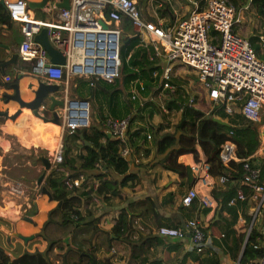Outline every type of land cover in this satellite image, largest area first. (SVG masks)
<instances>
[{
	"label": "crops",
	"instance_id": "1",
	"mask_svg": "<svg viewBox=\"0 0 264 264\" xmlns=\"http://www.w3.org/2000/svg\"><path fill=\"white\" fill-rule=\"evenodd\" d=\"M25 1L28 2L29 0ZM58 1L59 0H46L45 3L38 6L36 3L31 4V6H27V12L30 17L36 20L46 22L56 21L59 7L54 6V4ZM198 1L200 5L203 4V0ZM237 3H240V1ZM189 4L190 0H138V10L140 15L145 19L163 22L187 14L189 11ZM249 8L253 9L258 21L261 20L260 22L264 23V8L260 6L259 2L257 0H251L246 9ZM96 14L102 26L116 27L119 29L118 38L120 37L121 41L126 36H128V38L133 35L138 36L139 41L137 44L145 46L150 50L148 53V59L152 61L155 68H159V64L162 62L163 58L154 55V49L151 42L145 36L140 38L136 29L130 25L127 18H121L118 22H112L104 14L98 12H96ZM241 24L242 22L239 25L243 28V24ZM258 27L259 26L257 25L256 28ZM262 34L263 33L259 31V38H257L258 42L259 40L261 41L259 47H255L251 44L257 55H264ZM82 36L86 38L84 42L81 41ZM93 36L96 38H102L103 34L93 33L92 31L86 33L78 31L72 34V44L75 52L68 57L71 58L72 62L77 61V58H80L82 54H84V60L87 62V65L90 64V60L86 58L85 55L90 53L88 47L92 46ZM22 38L23 36L19 30V23L17 21L9 19L4 22L0 21V62L10 58L9 50L17 52L18 44ZM6 46H8V48H6ZM82 46L84 47L83 51L81 49ZM89 70L90 69L87 67L80 68L76 65H73L71 69H64L62 79L57 82L60 85V89L54 93L57 97L63 96L62 103L55 104L54 110H56L59 120L57 122L58 126L55 130L50 124H55L56 122L54 123L51 119L42 120L38 116L31 114L28 108L25 107L20 108L19 112L15 113V108H17L16 103L12 100L5 101L4 99L3 94H9L12 92V83H17L21 87V90L24 91L23 86H25L26 83H31L33 86L36 80H38V78L30 72L29 62L22 60L17 54V57H15L13 61H8L0 66L1 169L8 176L7 181H15L19 174H23L19 173L18 175H11L12 173H6L12 172L18 168L23 169L22 172H30L32 168L35 169V171H37V178L39 172L44 171L43 177L39 183H37L36 178V181L34 182L35 187L32 188L30 183L28 185V190L26 192L30 191L28 195L29 197L33 194L34 198L32 200H29L28 203H26V201L21 203L12 202L11 204H7V208L1 207L0 205V209H2V212L0 211V216L8 221L9 231H7V229L3 230L5 226H3V228L2 226L0 227L3 232H6L7 236H12L9 243L1 241V246L10 257H12L14 253L26 249V247L28 248L31 246L32 248V245L35 244L43 246L40 247V249L43 250L46 247L47 240H42L40 234H37L43 232L46 237L57 239L52 247L48 249L47 256L50 251H57L56 249L58 247L64 245L65 260L67 262L84 264L88 259V238L92 233L91 224L83 223L76 226L67 225L68 223L60 224V212L55 210L50 215L53 222L47 223L43 227V230H40V225L47 216V210L53 206V202L49 201L48 196L41 192L40 185H44L45 174L50 167L55 165V163L49 158L50 165L48 168L44 169L42 162L37 156L43 154L50 157L49 154L53 153L58 144L61 143V115L67 110L68 106H70L72 110L69 112L74 116V119L72 120L78 118V121L83 123L82 126L75 128H81L89 123H93L100 129H103L107 135H110L107 126L104 124L105 117L107 115L114 117L124 116L133 110V108H137L138 105L136 104L138 103V100L146 102L147 100L145 98L150 91V86L148 90H145L144 88L140 90L136 97L137 103H132L129 109L125 106L122 99L123 95L121 93L113 100L117 106H112L109 110L106 103L102 102L100 107H102L104 117L99 119L97 113L99 107L98 98L93 96V93L87 88V84H91L90 82L92 81L93 83L91 86L94 87V80L100 76H96L95 78V75L88 72ZM6 76H8V79H5ZM137 78L142 84H144L145 79L146 81L148 80V77ZM170 78L176 86L181 84V82L178 80L176 81L173 77V70L170 74ZM133 79L134 78L129 80L124 92H129V87L131 86ZM193 80L195 81V84L192 88L198 87V90L195 93L196 96L194 95L195 102H192L191 105L206 113L209 108L208 106L205 108L201 105L205 104V102L201 100V97L205 99L206 102L209 99L206 98L205 90L197 82L194 75ZM41 81L49 82L46 80ZM136 84L137 83H135V85ZM144 90L145 93H142ZM168 91L171 90L168 89ZM162 94H165V92ZM162 94L161 97L173 99L176 103V106H168L173 109L170 115L158 112V116L161 118L158 119L157 122H154L156 124L161 123V125H164L163 130H167L169 125H172L173 128V125L179 122V118L181 119L182 111L177 104L179 105L180 101L182 102L187 98H185L184 95H181V92L175 90L172 91V93L170 92V96ZM127 97H129V93ZM69 100H73V103L69 104ZM239 105L240 102L236 100L232 105L234 112H238ZM147 108L148 105L142 109V112H145ZM261 111L264 118V105ZM2 112H6V114L4 115ZM44 115H46V111L44 112ZM47 116H50V114H47ZM151 119L152 118L150 117L148 122L152 123ZM144 120L145 119L140 120L135 118L132 121L133 127L136 128L141 125ZM260 131H264V120L259 128V132ZM79 134L81 133H78V135ZM259 135L261 142L264 135ZM79 137L81 136L79 135ZM150 140L146 141L141 136L138 138L133 136V138L128 139V143L133 146L134 150L138 149L140 146L143 147L146 152L153 148ZM102 141L103 139L101 142ZM80 142L81 141H79V144ZM82 142L85 143L84 140ZM196 148L197 159H194L191 153H183L177 157V160L183 164H187L194 160H206L204 153L198 145ZM75 151L76 148L70 152L73 154ZM258 155H260V152L258 150L254 151L253 156L256 159L264 158V155L262 157ZM1 157L3 161H1ZM156 162L157 161L147 162L146 159L138 165L128 163L126 173H131V176L125 182H121L122 174L109 170L107 176L115 180L117 185L121 183V185L117 186L116 193L109 195V197L104 200L90 193L85 200L80 201L79 209L81 211L86 209L88 212L90 211V216H97L98 225L101 228L97 234V242L99 245L94 252L95 257L99 258L100 262L103 260L104 264H201L199 263L200 261L203 262L209 257L217 258L219 264H233L236 259L231 258L230 254L234 249V240L238 238L239 231L241 230V218L240 221L236 220L235 223L232 225L230 224V229H228L227 221L229 220L230 214H228L225 207L220 208L211 195V188L213 185L216 187H224L225 185L230 186L233 181L225 179L223 182H219L216 178L217 175H212L211 179H209L210 184L208 186H200L197 182H194L195 175L193 173L190 172L191 177L189 180H186L185 176H178L175 172L164 169L158 162ZM38 166L40 167L38 168ZM3 168H7V170ZM60 169H62L64 173H67V171L68 173H71L66 165H62ZM94 170L96 171L95 168ZM79 173H81V171L78 172V174ZM82 173H84L83 179L86 180L83 181L82 179L79 186L84 183V185L92 186V188H94L97 178L92 175H87L86 172L82 171ZM21 178L24 180V176ZM16 185H20L21 187L24 186L21 182ZM191 185L195 186L198 192H207L213 198L214 205H198L196 200H193L190 205H182L179 200L180 196ZM26 192H24L21 199H26ZM251 200L252 202H250ZM235 201L236 199L231 203L228 202V204H235ZM254 201L255 200L252 197L248 199L246 212H252L253 205H251V203ZM33 202L35 203V206L33 205ZM121 207L131 213V230L122 240L118 238L114 239V235L109 232L114 218ZM192 216L196 217L204 232V236L200 242L201 249L199 251L195 249L186 236L178 238L174 236L160 235L156 232V228L159 225L176 226L181 224L184 219ZM23 220L30 221L27 224L32 223L35 225L33 231H31L32 234H30L31 232L27 233L28 235H31V237L26 239L18 236L19 227L21 229L27 228V224L23 222ZM251 221L258 234L257 243L264 247V227L261 221V216L259 214H254ZM249 225L247 228H249ZM228 230L230 231L228 232ZM9 232L12 234L8 235ZM21 235H23V233ZM27 240H30V244H27ZM130 244H139V249L141 250L142 248L144 253L138 252L135 257H132L134 254L131 255ZM262 257H264V254L255 259L256 264L260 263ZM55 258L56 260H54V262H59L58 258L61 259V257Z\"/></svg>",
	"mask_w": 264,
	"mask_h": 264
},
{
	"label": "built area",
	"instance_id": "2",
	"mask_svg": "<svg viewBox=\"0 0 264 264\" xmlns=\"http://www.w3.org/2000/svg\"><path fill=\"white\" fill-rule=\"evenodd\" d=\"M239 1L240 3H237ZM250 2L251 0H203V4L200 5L198 0H190L187 14L159 22L145 19L140 15L138 0H69L68 8L59 7L56 21L46 22L29 16L25 0H2L8 19L19 23V30L23 36L18 44L17 54L22 60L29 62L30 72L40 80L59 82L64 69H71L73 65L87 67L90 69L88 72L95 75V78L100 76L107 81L118 76L119 29L102 26L96 14L98 12L112 22L127 18L140 38L145 36L151 42L154 55L163 58L159 68L150 70L153 84L145 98L154 100L161 113L170 115L173 111L162 102L161 94L165 88L171 90L169 96L170 92L176 90L177 86L172 82L170 74L173 67L182 65L191 70L205 90L207 99L214 103L223 102L224 109L228 112L233 111L232 105L237 100L240 102L238 112L247 121L255 122L260 120L264 105V57H259L248 38L240 35L235 28L241 23L242 10L246 9ZM39 26L47 27L50 41L65 55L64 64L49 62L44 49L32 39ZM78 31L103 34L102 38L92 37V46L88 47L90 53L85 55L90 60L88 65L84 60V54L74 62L68 58L75 52L71 36ZM85 40L86 38L82 36L81 41ZM83 48L82 46V51ZM105 51L110 54L107 58L102 55ZM5 79H8V76ZM143 88L141 81L137 77L134 78L129 87V97L136 98ZM186 98L183 102L192 104L194 95L188 94ZM142 102L138 100L139 105ZM135 109L121 117L107 115L104 124L109 134L121 142L118 143V154L126 159L127 163L139 164L150 157L146 154L148 151L145 152L140 146L134 150L125 135L131 113ZM69 111H72L70 106L61 115L62 132L64 128L74 129L83 125L78 118L72 120L74 116ZM147 124L148 119L145 118L141 123L144 126L141 132L144 139L149 141L151 133ZM49 156L53 163L60 161L61 143ZM217 159L222 164L231 159L236 160L235 144L230 140H224L218 147ZM187 165L190 172L195 175V183L200 186L210 184L209 179L212 175L209 173V164L206 160H194ZM94 166L97 168L98 162H95ZM242 169L241 182L253 190L251 197L254 198L255 204L252 207V214H259L263 218L264 227V186L256 180L259 167L244 161ZM83 178L82 172L76 177L65 178V188L79 186ZM216 178L219 182L226 179L222 174ZM235 199H243L240 188L236 189L234 197L228 202L231 203ZM179 200L185 206L190 205L193 200H196L198 205H214L213 198L207 192H198L193 185L181 194ZM235 211L238 214L237 220L240 221L238 208ZM248 229L245 231V237ZM156 232L178 238L186 236L198 251L201 249L200 242L204 236L201 225L194 216L184 219L176 226L159 225ZM233 264H239L238 260L236 259ZM258 264H264V257Z\"/></svg>",
	"mask_w": 264,
	"mask_h": 264
},
{
	"label": "trees",
	"instance_id": "3",
	"mask_svg": "<svg viewBox=\"0 0 264 264\" xmlns=\"http://www.w3.org/2000/svg\"><path fill=\"white\" fill-rule=\"evenodd\" d=\"M257 1L264 8V0ZM7 20L8 13L3 4L0 3V21L4 22ZM138 39L139 37L135 35L129 38L126 36L122 39L118 47L119 74L117 77H114L110 81L98 77L94 80V87L91 86L92 81L91 84H87V88L93 93V96L98 98L99 107L97 113L99 119L104 117L102 107H100L101 103L105 102L108 110L112 106H117L113 100L118 94L124 92L130 79L148 77L147 81L145 79L143 87L145 90H148L149 86L150 88L152 87L150 70L154 69L155 66L148 59L150 50L145 46L138 45ZM145 90L142 93H145ZM175 91L180 92L177 88ZM164 92L165 95L169 93L167 88H165ZM128 93V91L124 92L126 96L122 99L125 106L129 109L132 103H137V100L136 98L131 99L127 97ZM181 94L185 96L184 93L181 92ZM161 99L166 106H176L173 99L162 97ZM146 102H142L141 105L137 103V108L132 111L125 132L127 139L133 138V136L135 138L139 136L144 138V134L141 132L144 126L133 127L132 121L135 118L140 120L147 118L149 120L154 111L161 113L154 100H147ZM206 104L209 110L204 113L190 103L180 101L177 106L180 107L183 118H179V122L173 125L172 130H163L164 125H161V123L152 124L148 122L147 128L151 133L150 142L153 146V159L157 157V162L164 169L175 172L178 176H185L186 180H189L191 177L189 166L178 161L177 157L183 153H191L193 158L197 159L196 146H199L209 164V173L213 176L222 174L226 177V180L233 181L230 186L216 187L213 185L211 188V195L216 200L217 205L220 208L225 207L228 214H230L227 221L228 229H230V224L232 225L237 220L236 207L240 214L241 230L239 229V236L234 240V249L230 256L237 259L239 264H256L255 259L264 254V247L257 243L258 234L251 221L254 215L252 212H246L248 199H250L253 190L247 184L241 182L243 175L242 163L246 161L249 165H257L259 167L256 180L264 186V158L256 159L253 156L254 151L259 145L256 126L251 121H247L239 112L226 111L223 102L214 103L208 100ZM146 105H148V108L145 112H142V109ZM212 117H218L226 123L217 122ZM78 133H81V137H79ZM102 139L103 141L101 142ZM83 140L87 141V143H83ZM224 140H230L235 144V155L237 157L236 160L231 159L226 164H222L217 159L218 147ZM79 141H81L80 144ZM118 143H121L118 138L107 135L103 129H100L93 123H89L81 128H64L61 136V159L49 169L44 178V186L50 193L49 201L53 202V206L47 210V216L42 221L40 230L47 223L53 221L50 215L55 210L60 212V224L71 223L72 226L82 223L91 224L92 233L88 238V259L84 264H104V262L103 260L100 262V259L96 258L94 254L99 245L97 234L101 230L98 225V217L90 216V211L88 212L86 209L81 211L79 209L80 201L85 200L90 193L103 200L108 198L109 195L116 193L117 186L121 185V183L117 185L115 180L107 176L109 170L122 174L121 182H125L131 176V173H126L128 166L126 159L118 154ZM75 148L76 151L72 154L70 151ZM95 162H98L97 168L94 166ZM62 165H66L71 173H64L60 169ZM80 171H84L87 175L97 178L94 188L82 183L81 186L66 189L64 185L65 178L76 176ZM237 188L241 189L243 199H236L235 204H228L230 198L234 197ZM254 204L255 201L251 203V205ZM130 218L131 213L121 207L109 229V232L114 235V239L118 238L122 240L130 232ZM261 221L263 224L262 217ZM0 224L7 228L9 227L8 221L2 216H0ZM248 225L249 229L245 237ZM37 234L39 235L40 232ZM2 237L3 242L9 243L12 236H7L0 229V264H75V262L69 263L65 260V252L60 254L61 259L59 262L51 261L47 256V251L55 241L46 237L43 233L40 236L41 239L47 240L46 247L43 250L40 249L43 246L35 244L32 245V248L26 247V249L14 253L12 257L3 250L1 246ZM26 242L30 244V240ZM130 251L131 255L134 254L132 257H135L138 252L144 253L142 248L141 250L139 249V244H130ZM199 263L219 264L215 257H209L207 260L200 261Z\"/></svg>",
	"mask_w": 264,
	"mask_h": 264
},
{
	"label": "rangeland",
	"instance_id": "4",
	"mask_svg": "<svg viewBox=\"0 0 264 264\" xmlns=\"http://www.w3.org/2000/svg\"><path fill=\"white\" fill-rule=\"evenodd\" d=\"M137 6L139 7L138 4H137ZM241 16H242L241 17V22L243 24V25L242 24L241 25L243 26V28H241L240 25L239 26H236L235 27L236 28V31L240 35H242V36H244L246 38H249L250 44H252L255 47H259V44H261V41L259 40V42H258L257 41V38H259V31H260V32L263 33L262 34L263 35L262 36V39H264V23H261L260 22L261 20L258 21L257 16L255 15V13L253 12V9H251V8L246 9V10H242ZM257 25L259 26L258 28H256ZM120 41H121V38L119 37L118 42H120ZM258 56L259 57H264V55H262V54H259ZM172 63H174V62H172ZM190 71L187 69V67L182 66V65L175 66L174 67V70H173V77L175 79H177L179 82H181V84H180L181 86L180 85L177 86V90H179L180 92L184 93L185 94V98L187 97L188 94H193V95L196 96L195 93L198 90V87L197 88L196 87H193L192 88V86L195 84V81L193 80V75L191 74L192 72H190ZM122 95H123V97H125L124 92L122 93ZM201 100H203L205 102V104H201V105L206 108V106H208V105L206 104L205 99H203L201 97ZM193 102H195V101L193 100ZM158 115H159V113L157 111H154L153 112L152 117H151L152 118L151 119L152 120V124H156L154 122H157L158 119L161 118ZM263 120H264V118L262 116V111H261V118H260V120L259 121L252 122L253 124H255V126L257 127V130H258L257 131V136H258V139H259V145H258V147L256 148L255 151L258 150L260 152V155H258L260 157H262L264 155V137L262 138V141L260 142V135H259V134H263L264 135V131H262V132L260 131L259 132V128H260ZM55 125L58 126V123H55ZM167 130H172V125H169V127L167 128ZM146 154H149V156H150V157L148 156L149 158L147 159V162H149V161L155 162V161L158 160V158H154L153 159V148L150 149ZM1 161H3L2 160V157H1ZM39 167L40 166H38V168ZM3 169H6L7 170V168H3ZM49 169H48V171H49ZM22 170L23 169L18 168V169H15L12 172H6V173H12L11 175H18L19 173H23L22 175L19 174L18 175V178L15 179V181H7L8 176H7V174H5L4 171H2L1 166H0V175H1V177H0V205H1V207L7 208L6 207L7 204H11L12 202L21 203V202H25L26 201V203H28L29 200H32L34 198L33 194L30 197L28 196L29 193H30V191L29 192H26V191L28 190L29 183L32 185V188L35 187L34 186V182L36 181V178H37L36 177L37 171H35V169H33V168H32V170L30 172H26V171L22 172ZM42 172H44V171H42ZM45 172H46V170H45ZM40 173L41 172H39V174ZM67 173H68V171H67ZM22 176H24V180L21 178ZM20 182L24 185V186H22L23 188L20 185H16V184H19ZM11 183H13V184H11ZM37 190H38V188H37ZM24 192H26L25 193L26 194V199H21L22 196H23V194H24ZM5 208H3V209H5ZM0 211L2 212V209H0ZM23 222H25L27 224L30 221H24L23 220ZM67 225H71V223H68ZM0 226H2V225L0 224ZM34 226L35 225L31 223V224H27V228L21 229L19 227L18 228V234H22L23 233V235H28L27 233L33 231V227ZM2 228H3V226H2ZM0 229H1V227H0ZM4 229H7V231H9V228H6L5 227V228H3V230ZM42 233H40V236H42ZM10 234H12V233L9 232L8 235H10ZM30 234H32V232ZM53 240L56 241L57 239H53ZM109 240H110V238H109ZM1 241H3V238L1 239ZM52 244H54V243H52ZM28 248H31V246L28 247ZM56 250L57 251H53L52 250L48 254V257H50L51 261H53V262H54V260H56L55 257H60L61 256L60 254L62 252H64L65 246L64 245H61ZM57 254H58V256H57ZM58 259L60 261V258H58Z\"/></svg>",
	"mask_w": 264,
	"mask_h": 264
},
{
	"label": "water",
	"instance_id": "5",
	"mask_svg": "<svg viewBox=\"0 0 264 264\" xmlns=\"http://www.w3.org/2000/svg\"><path fill=\"white\" fill-rule=\"evenodd\" d=\"M46 0H39V1H28L26 2L27 6H31V4L41 5L45 3ZM2 3V0H0ZM54 6L68 8L69 7V0H59ZM32 39L37 42L45 51L48 61L51 63H65V55L61 52L59 48H57L54 44L51 43L49 36L47 34V27L46 26H39L37 32H34L32 35ZM8 48V46H6ZM9 50V49H8ZM113 51V49H112ZM9 57L8 60H3L0 62V66L8 61H13L15 57H17V52H13L9 50ZM30 69V67H29ZM23 90L17 83H12V92L9 94H3L4 99L12 100L16 103L17 108H15V113L19 112V109L22 107L28 108L29 112L35 116H38L42 120H52L54 122H58V114L55 109V104H61L63 100V96L57 97L54 95L55 92L59 91L60 85L57 82H44L41 80H36L33 86L31 83L25 84L23 86ZM30 95V96H29ZM70 104L73 103V100L69 101ZM46 111V115L44 112ZM4 115L6 112H2ZM50 114V116H47ZM183 118V114H181V119ZM215 121L220 123H226L225 121L219 119L218 117H212ZM81 136V134H79ZM87 143V141H84ZM39 160L43 164V168L46 169L50 165L49 158L43 154L37 156ZM44 172H41L37 178V183L40 182L41 178L43 177ZM40 190L42 193H45L48 198L50 196L49 191L44 185H40ZM35 206V203L33 202ZM36 209V207H35ZM17 234V232H16ZM19 237L23 239L31 237V235H21L18 234Z\"/></svg>",
	"mask_w": 264,
	"mask_h": 264
},
{
	"label": "bare ground",
	"instance_id": "6",
	"mask_svg": "<svg viewBox=\"0 0 264 264\" xmlns=\"http://www.w3.org/2000/svg\"><path fill=\"white\" fill-rule=\"evenodd\" d=\"M102 55L103 57L107 58L110 54L107 51H105ZM50 125L56 130L57 126L55 124H50Z\"/></svg>",
	"mask_w": 264,
	"mask_h": 264
},
{
	"label": "clouds",
	"instance_id": "7",
	"mask_svg": "<svg viewBox=\"0 0 264 264\" xmlns=\"http://www.w3.org/2000/svg\"><path fill=\"white\" fill-rule=\"evenodd\" d=\"M27 5V4H26ZM263 40V42H264V39H262ZM264 46V45H263Z\"/></svg>",
	"mask_w": 264,
	"mask_h": 264
}]
</instances>
